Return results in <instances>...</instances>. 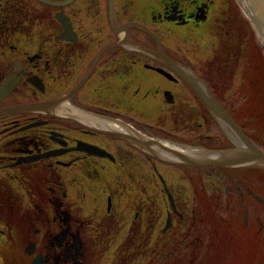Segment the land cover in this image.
<instances>
[{"label":"flooded vegetation","instance_id":"flooded-vegetation-1","mask_svg":"<svg viewBox=\"0 0 264 264\" xmlns=\"http://www.w3.org/2000/svg\"><path fill=\"white\" fill-rule=\"evenodd\" d=\"M173 1L0 0V264H93L97 248L106 264H222L226 249L264 264V167L169 164L111 133L188 155L233 148L195 91L132 40L159 46L264 150V127L238 122L264 98L241 94L250 77L237 71L233 2L176 0L174 15ZM96 182L107 186L78 224L68 201Z\"/></svg>","mask_w":264,"mask_h":264},{"label":"water","instance_id":"water-1","mask_svg":"<svg viewBox=\"0 0 264 264\" xmlns=\"http://www.w3.org/2000/svg\"><path fill=\"white\" fill-rule=\"evenodd\" d=\"M236 2L242 9L244 15L248 17H246L248 22H251L250 25L258 37L264 51V0H236ZM128 26H137L152 35L146 27L140 24L131 22L128 23ZM125 43L145 51L148 55L161 62L167 68L176 72L202 100L209 113L214 117L221 131L233 144V148L223 150L202 149L194 155H188L180 153L153 138H146L138 134L125 135L115 131L111 132L112 134L129 142L145 155L169 164H180L191 167H264V150L244 134L224 108L214 99L209 90L201 87V82L196 77L188 71L176 67L170 57L160 50L159 46L157 53H152L132 40H126ZM77 87L57 98L55 103L65 102L67 96Z\"/></svg>","mask_w":264,"mask_h":264},{"label":"rangeland","instance_id":"rangeland-1","mask_svg":"<svg viewBox=\"0 0 264 264\" xmlns=\"http://www.w3.org/2000/svg\"><path fill=\"white\" fill-rule=\"evenodd\" d=\"M176 1V0H174ZM172 2L171 5L168 6L170 12L174 15H180L182 13L183 7L180 6V2L176 1V2ZM235 6V11L237 13L238 16H240V18H236L237 21V27L240 31V38L243 37V40H240V45L238 47V51L240 52V55L238 56L237 59V63H239V66L237 68V71L243 76V75H249L250 77V82L248 84H246L242 91L241 94L242 95H247V94H252L255 95V97L257 98V100L259 99V97H263L264 98V58L261 56V52L259 51H255L252 48L254 47H258L259 49L263 51V48L260 44V41L258 39V37L256 36L254 30L252 29L250 23L248 22L246 16L244 15L242 9L240 8V6L238 5V3L236 2V0H231ZM229 5H232L230 0H229ZM233 6V5H232ZM240 10V14L246 19V21L249 23L250 27H248L245 23H244V19L242 18L241 15H239L237 10ZM184 12V11H183ZM247 31L249 34L251 33L252 38L254 39L256 46L254 44L253 39L248 38L249 34L246 35ZM250 37V36H249ZM251 41V42H250ZM259 71V73H258ZM258 73V84L257 82V77L256 74ZM242 85L240 78L235 80V83L233 84V86L231 87V90H228V96H233L235 95L234 92L238 91V87ZM232 106H236L235 104H233ZM260 108H258V116L254 115V118L250 117V115L248 117H240L238 118V122L241 125H244L245 128L251 132V128L252 125L257 126L259 129L264 127V101L263 103L259 104ZM242 113L245 114L244 112H249V110H246L244 107H242ZM254 112V111H253ZM256 117V118H255ZM264 132V131H262ZM261 143L264 146V141H261ZM129 171V169L126 170V172ZM125 180L127 182L131 181V179L129 177H126ZM130 186H127V191L124 194H120L117 193L116 190V203L121 202L122 204L120 206H118V210H121L123 208L124 205V200L127 201L128 195L132 196L134 191H131V188H133L134 186H136V184L130 183ZM147 185V184H146ZM107 185H103V183H83V186L81 187V185H79V189H83V191L86 193L84 198H81L79 196H72V198L68 201L69 203L71 202L72 204V213L75 212L76 214L79 213L78 217H74V220H78L79 223L78 224H86V220H88L87 216L90 214V212L93 210V208L96 206V195L98 192H101L103 188H105ZM116 186V184H114V187ZM148 186V185H147ZM149 190V189H147ZM121 197H123V200H121ZM131 198V197H130ZM68 203L66 202V205ZM77 206H82L83 213L82 210L79 211V208ZM77 207V208H76ZM118 214L117 216L119 217V221L120 223L123 221L124 217L121 216L119 214V211H117ZM71 213V212H70ZM71 213V216L73 215ZM81 214V215H80ZM86 216H85V215ZM74 230V228H72ZM49 231L51 234H54L55 231L57 230L56 224H54L53 222L49 223ZM97 247V246H96ZM201 253H199L200 255L202 253H205V255L207 254L205 252V250L199 248ZM212 249H209V251H211ZM100 251L101 249L97 248L95 250V257L96 259H93V264H106L105 263V259L100 256ZM221 251L220 249L216 250V252ZM240 252V251H239ZM222 256H227V261H231V262H224L222 264H239L242 263L244 264L245 261L242 257H239L238 253L234 250V249H230L229 253H227V249L224 251H221ZM212 255V254H211ZM104 256V255H103ZM243 256V255H242ZM206 257V256H204ZM89 261V260H88ZM217 262V261H216ZM201 264H209V263H205V260L203 258ZM212 264H217V263H212ZM221 264V263H220Z\"/></svg>","mask_w":264,"mask_h":264},{"label":"trees","instance_id":"trees-1","mask_svg":"<svg viewBox=\"0 0 264 264\" xmlns=\"http://www.w3.org/2000/svg\"><path fill=\"white\" fill-rule=\"evenodd\" d=\"M197 253H195V255H196Z\"/></svg>","mask_w":264,"mask_h":264}]
</instances>
